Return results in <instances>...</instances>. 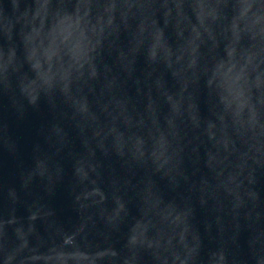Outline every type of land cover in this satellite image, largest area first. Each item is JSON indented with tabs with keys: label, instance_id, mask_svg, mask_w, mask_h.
<instances>
[{
	"label": "water",
	"instance_id": "obj_1",
	"mask_svg": "<svg viewBox=\"0 0 264 264\" xmlns=\"http://www.w3.org/2000/svg\"><path fill=\"white\" fill-rule=\"evenodd\" d=\"M0 264H264V0H0Z\"/></svg>",
	"mask_w": 264,
	"mask_h": 264
}]
</instances>
